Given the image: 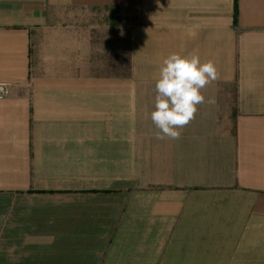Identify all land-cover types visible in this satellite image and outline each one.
I'll list each match as a JSON object with an SVG mask.
<instances>
[{"label":"crops","instance_id":"crops-1","mask_svg":"<svg viewBox=\"0 0 264 264\" xmlns=\"http://www.w3.org/2000/svg\"><path fill=\"white\" fill-rule=\"evenodd\" d=\"M101 10L129 15L125 75L105 71ZM234 17L235 0H0V264H264V0ZM172 53L215 63L216 103L161 140Z\"/></svg>","mask_w":264,"mask_h":264},{"label":"clouds","instance_id":"clouds-1","mask_svg":"<svg viewBox=\"0 0 264 264\" xmlns=\"http://www.w3.org/2000/svg\"><path fill=\"white\" fill-rule=\"evenodd\" d=\"M188 35L194 36V33L189 30ZM218 79L215 63L212 60L201 62L198 54L172 53L166 57L155 82L156 95L151 112V120L158 130L156 138L179 139L181 129L195 119L199 105L216 103L214 97L206 99L202 90Z\"/></svg>","mask_w":264,"mask_h":264},{"label":"rangeland","instance_id":"rangeland-1","mask_svg":"<svg viewBox=\"0 0 264 264\" xmlns=\"http://www.w3.org/2000/svg\"><path fill=\"white\" fill-rule=\"evenodd\" d=\"M91 23L96 29V35L100 38L101 43L108 48L116 49V56L120 55L121 67L119 68H105L106 72H120L125 75L128 73V41L126 30L129 27L130 18L127 12L122 10L117 11H105L101 10L98 15L95 16ZM100 29H107L103 35ZM123 33V35H122Z\"/></svg>","mask_w":264,"mask_h":264},{"label":"built area","instance_id":"built-area-1","mask_svg":"<svg viewBox=\"0 0 264 264\" xmlns=\"http://www.w3.org/2000/svg\"><path fill=\"white\" fill-rule=\"evenodd\" d=\"M6 91L5 86L0 85V94H3Z\"/></svg>","mask_w":264,"mask_h":264},{"label":"trees","instance_id":"trees-1","mask_svg":"<svg viewBox=\"0 0 264 264\" xmlns=\"http://www.w3.org/2000/svg\"><path fill=\"white\" fill-rule=\"evenodd\" d=\"M236 12H237V0H235V17H234L235 23H236Z\"/></svg>","mask_w":264,"mask_h":264}]
</instances>
